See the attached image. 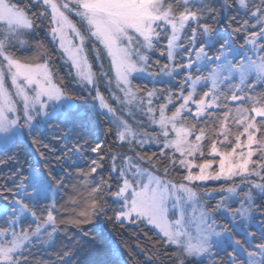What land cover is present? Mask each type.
Wrapping results in <instances>:
<instances>
[{
    "label": "snow or ice",
    "instance_id": "6c2138e0",
    "mask_svg": "<svg viewBox=\"0 0 264 264\" xmlns=\"http://www.w3.org/2000/svg\"><path fill=\"white\" fill-rule=\"evenodd\" d=\"M260 85L264 0H0V264H264Z\"/></svg>",
    "mask_w": 264,
    "mask_h": 264
},
{
    "label": "trees",
    "instance_id": "16d2710c",
    "mask_svg": "<svg viewBox=\"0 0 264 264\" xmlns=\"http://www.w3.org/2000/svg\"><path fill=\"white\" fill-rule=\"evenodd\" d=\"M47 27V22H45L44 27H42L37 34L34 35V40L41 42L45 45L49 53L53 57V67L54 70L58 72L59 76H63L67 78L70 81V77H68V72L70 71V65L64 63V59L61 57V54L56 51V45L53 44L50 40V37L47 35V32L45 31V28ZM32 53L30 52H25L24 55L28 56L31 55ZM153 59H160L161 63H164V57H159L158 54L153 56ZM105 64L107 66V61H105ZM164 83V81L160 82H150L149 80L146 79H139L135 78L133 80V87L139 85V87L146 89V90H151L153 87L155 88H160L161 84ZM71 87H75V85H70ZM165 87L168 86V84H164ZM103 89V86H102ZM261 88H257L255 91L259 92ZM105 95L107 96L108 93L105 92ZM91 101L88 102L89 107L91 106ZM119 108V106H117ZM118 116L122 117L124 114H122L120 111L117 112ZM125 118V117H123ZM134 121L133 123L128 119V122L130 125H132L133 128H138V121L142 120L143 118L136 115L134 116ZM137 124V125H136ZM101 127H104L102 124ZM146 127V124L144 125ZM103 139V137H101ZM109 143L111 141L109 140ZM126 147V146H125ZM122 150V149H118ZM155 146H152L149 148V151H154ZM131 155V153H128ZM9 171L8 167H3L0 166V173L7 174ZM106 174V173H105ZM4 181L0 179V183H3ZM75 181L70 180L69 183H74ZM220 183V182H219ZM219 183H208V188L207 189H200V191H210L214 185L219 184ZM218 198V197H217ZM214 202V201H213ZM0 204L6 205V201L0 198ZM72 231H75L72 229ZM117 232L122 233L121 239L127 242V245L130 246V251H131V258L129 260V264H146L147 262V255L149 252H151L155 247H158V245L155 243L157 240V235L152 232L150 229H146L143 227H137L134 225H126L124 229H117ZM145 232H148V235H145ZM38 251V256L43 257L44 259H52L55 260V254L51 252H45L43 249H39ZM96 259H103L102 255H98L95 257ZM126 258H127V252H126ZM152 264H168V262L163 258V249H161V257L157 260L152 261Z\"/></svg>",
    "mask_w": 264,
    "mask_h": 264
},
{
    "label": "rangeland",
    "instance_id": "374dc122",
    "mask_svg": "<svg viewBox=\"0 0 264 264\" xmlns=\"http://www.w3.org/2000/svg\"><path fill=\"white\" fill-rule=\"evenodd\" d=\"M136 78H139V79H146V80H149L150 82H152V83H154V82H160V81H164V79L165 78H160V79H157V80H153V79H151V78H149V77H147V76H140V75H137L136 76ZM259 88V87H258ZM260 88L262 89V88H264V85H260ZM257 89V88H256ZM255 89V90H256ZM233 111H234V108H233ZM132 113L133 114H128V112H124L123 114H124V116L123 117H125L124 119H130V121L131 120H133L134 121V119H136V118H134V116H136V115H138V116H140V117H142L143 119H144V117L142 116V114L141 113H139V112H136L135 111V109L133 108L132 109ZM118 115V114H117ZM133 121H131L132 123H133ZM145 124H146V122H145ZM137 125V124H136ZM146 127H147V124H146ZM208 183H210V184H212V183H219V182H208ZM4 207H6V205H4V204H0V210H2Z\"/></svg>",
    "mask_w": 264,
    "mask_h": 264
}]
</instances>
